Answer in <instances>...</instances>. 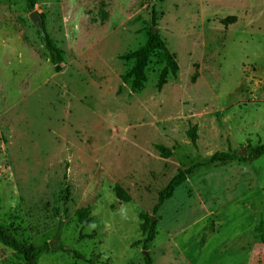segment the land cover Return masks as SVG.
I'll return each instance as SVG.
<instances>
[{"label":"rangeland","instance_id":"obj_1","mask_svg":"<svg viewBox=\"0 0 264 264\" xmlns=\"http://www.w3.org/2000/svg\"><path fill=\"white\" fill-rule=\"evenodd\" d=\"M33 9L64 51L60 71ZM33 9L0 0V224L62 246L38 264H144L146 253L151 264H264V154H250L264 143V0H35ZM152 16L178 71L158 89L156 50L133 91L123 55L145 42ZM228 148L245 159L206 163ZM192 165L154 214L159 190ZM82 206L88 224L74 215ZM140 213L157 221L146 249ZM0 264L25 262L0 243Z\"/></svg>","mask_w":264,"mask_h":264},{"label":"trees","instance_id":"obj_2","mask_svg":"<svg viewBox=\"0 0 264 264\" xmlns=\"http://www.w3.org/2000/svg\"><path fill=\"white\" fill-rule=\"evenodd\" d=\"M26 6L29 10H32L35 4V0H25ZM43 20L42 30H38L41 39L43 41L44 48L48 54L49 61L51 62L54 71H60L63 67L65 61L64 51L60 48L56 42L50 37L47 32L44 24V15L40 13ZM236 16L231 15L226 17L223 20V24L227 25L228 23L234 22ZM156 50L162 52L164 58V66L160 71V74L157 79L156 86L158 89L166 83V77L168 73L175 75L178 71V64L175 59V54L170 51L167 47L165 41L162 39L156 28L155 17L152 16L151 19V28L148 32L145 42L137 49L128 52L123 55V58L126 60H133V64L128 69V71L121 76L123 81H126L128 78H131L130 87L133 91H140L144 88L146 81L145 67L149 60V57ZM195 75V74H194ZM187 134L190 137V140L193 144H196L197 140V124H193L188 130ZM155 148L160 152L164 157L171 155L172 150L163 144H155ZM250 154L252 156H257L264 154V143H259L256 146H253L250 149ZM238 157L245 159V156H238V153L232 151L228 148L226 151H215L211 154L206 161L207 164H225L230 161L236 160ZM196 165H192L186 168L179 169L175 175H173L170 180L167 182L165 187L159 190L157 194L156 202L152 208V212L155 214L160 206L169 199L176 187L183 183L187 177L194 172ZM114 192L119 201H129L130 196L123 191L119 185H115ZM70 197V188L68 185H65L60 194V199L62 203V214L59 221V224L62 223L63 219L68 215L67 203ZM74 215L77 219V222L80 224H88L90 222V210L86 206L79 207L75 210ZM141 222L139 224V229L142 234V246L144 249L147 248V243L151 241L155 236L156 230V220H152L151 216H148L144 213L139 214ZM95 232L90 234H80L79 237L83 238L85 236L94 237ZM0 243L10 248L11 250L21 254L25 264H38L37 259L39 254L42 252H49L57 249H63L61 245L51 241H46L42 244H35L29 240H19L15 238L10 232L9 229L0 224ZM78 255V254H77ZM80 257H82L80 255ZM132 264V263H129ZM144 264H151V257L149 253L144 255Z\"/></svg>","mask_w":264,"mask_h":264},{"label":"water","instance_id":"obj_3","mask_svg":"<svg viewBox=\"0 0 264 264\" xmlns=\"http://www.w3.org/2000/svg\"><path fill=\"white\" fill-rule=\"evenodd\" d=\"M28 17L34 23V25L36 26V28L38 30H42L43 20H42L41 14L39 12H37L35 9H33L32 11H30ZM145 253H146V251H145Z\"/></svg>","mask_w":264,"mask_h":264}]
</instances>
